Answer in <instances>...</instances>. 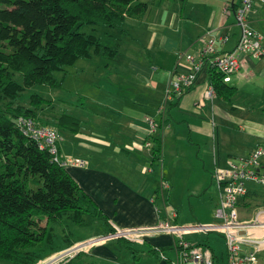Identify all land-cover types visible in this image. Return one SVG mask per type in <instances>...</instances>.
Segmentation results:
<instances>
[{
	"label": "crops",
	"instance_id": "obj_1",
	"mask_svg": "<svg viewBox=\"0 0 264 264\" xmlns=\"http://www.w3.org/2000/svg\"><path fill=\"white\" fill-rule=\"evenodd\" d=\"M171 1L173 0H169L168 18H160L162 8L159 7L154 9L157 11L155 18L146 23L147 29L151 33V48H154L160 41V48L169 52L167 74H159V76L156 73L155 75L149 74V79L153 83L152 89L160 93V99L148 95L138 98L137 102L139 103L135 102L129 106L131 109L136 107L137 112L134 117L123 113L126 107L117 103L112 113L108 111L105 114L107 117L103 121L99 117L108 109V106L99 104L101 107L95 106L92 111V113L94 112L93 116L98 117L99 120L98 118L85 120L79 117L83 123V130L78 134H73L75 135V149L72 152L65 153L59 142L60 155L65 154L87 162V166L83 168L71 166L66 170L108 217L112 228H149L156 226L160 221L169 219V215H164L159 205L161 199L159 187H157L158 180L151 174L155 173V167L160 164V161H163L162 166L166 165L170 148H176L177 152L180 151L178 149L180 143L177 137L178 130L173 125L176 121L175 113L181 117L179 120H182L190 129L188 142L197 146L200 149V154L206 153L205 150L209 147L204 140H212L211 148L216 158L220 159L218 162L215 161V169L222 166L227 168L231 163L248 157L255 149L264 145V116L253 115L256 111L264 112V60H254L248 57L242 59V68L228 83L237 87V93L230 102L218 97L213 101L206 99L205 92L209 82L207 73H202L195 86L182 95L173 97L168 103L172 108L169 111V120L165 115V110L161 111L164 105H161V101L165 92V85L159 87L161 77L166 78L169 75L170 82L173 74L188 73L192 70L190 63L185 59H179V53L192 54L191 52L195 50L200 55L203 45L202 38L205 36L203 34L206 32H210L218 40L219 54L234 52L240 41V35L236 34L235 19L233 22L231 18L232 15L235 16L232 3H237L236 0L232 2L229 0H201L198 6L202 10H206L204 7L207 4L211 9L209 20L202 23L199 18L193 15L194 11L186 13L184 8V13H182V9L173 10L170 8ZM239 4L240 0L237 3V8ZM261 5L264 7V4ZM225 10H228L229 13L225 14ZM254 11L249 16V26L253 22ZM256 32L261 34L259 31ZM224 37H228L226 43L222 41ZM230 44L231 46L228 47ZM118 56L119 54L108 60L107 68L110 67L112 62L109 61L111 60L116 64ZM143 71L149 72L144 67ZM251 85L255 86V92L260 94L254 98L241 96L242 90ZM122 92L129 95L128 90L117 88L115 97L117 102L122 99L125 101L119 95ZM217 100L223 101L226 108L217 103ZM256 100L259 103H256ZM209 104H211L210 109L208 108ZM84 126L87 127L86 130H84ZM229 126L232 135L224 137L223 129L227 130ZM227 139H229L230 145L225 146L223 142ZM158 144L161 148L159 154L161 159L156 162L154 161L156 156L154 152L159 147ZM204 164V169H206V163ZM261 166L264 170V165ZM247 190V195L239 200L242 204L238 202L241 220H250L257 212L255 209L252 211L251 204L248 203V198L255 191L251 193L249 188ZM173 218L178 220V216ZM57 223H64V221ZM87 224L88 221H86ZM105 228L109 232V227ZM174 238L167 234H161L148 239L145 244L136 245H144L155 256L159 255L154 254L153 249L165 250L162 256L166 258L164 257V261L159 264H172L177 255ZM202 244L211 249L216 262L218 257L211 245L203 242L198 246ZM102 245L93 248L92 251ZM132 249L133 247L130 250ZM133 252L136 251L133 250ZM94 254L101 257H112L111 253L100 248L95 250ZM258 258L259 264H264V252L260 253ZM136 262V264H142L138 258Z\"/></svg>",
	"mask_w": 264,
	"mask_h": 264
},
{
	"label": "trees",
	"instance_id": "obj_2",
	"mask_svg": "<svg viewBox=\"0 0 264 264\" xmlns=\"http://www.w3.org/2000/svg\"><path fill=\"white\" fill-rule=\"evenodd\" d=\"M165 1L0 0V261L38 264L47 247L53 248V225L64 216L78 227L86 225L87 217L97 219L114 232L108 217L66 168L25 133L21 119L51 127L42 114L49 102L35 96L32 108H25L18 101L25 88L37 84L62 87L56 73H67L93 51L107 59L119 54L118 46H103L95 35L82 32L83 26L123 29L127 19L142 18L151 6ZM232 9L236 11V2ZM15 73L23 76V85L16 82ZM207 77L218 98L230 102L237 93L216 69L208 68ZM55 129L78 134L83 123L63 113L55 119ZM154 153V161H160V146ZM117 241L128 249L134 244ZM152 252L162 256L165 250Z\"/></svg>",
	"mask_w": 264,
	"mask_h": 264
},
{
	"label": "rangeland",
	"instance_id": "obj_3",
	"mask_svg": "<svg viewBox=\"0 0 264 264\" xmlns=\"http://www.w3.org/2000/svg\"><path fill=\"white\" fill-rule=\"evenodd\" d=\"M200 1L173 0L170 2V8L173 10L182 9V13H184V8L186 9V13L190 11L192 13L194 11L193 15L199 18L202 23L209 20L211 9L209 4H207L204 7L206 10H202L198 6ZM229 1L232 2L233 0ZM236 1L238 3L239 0ZM139 2L146 3L150 2V0H139ZM159 7L162 8L160 18H168L169 1H165L162 6H151L147 14L142 18L127 19L123 29H112L105 25L83 26L81 31L88 35H95L103 46H118L119 56L116 58V64L111 60L109 62L112 63L107 68L108 60L110 59H107L102 54H95L93 51L90 57L80 59L72 66H69L66 69L67 73L60 71L56 73L57 79L63 82L62 87L51 88L43 84H37L25 88L18 103L25 108H32L31 102H33V97L35 96H39L49 102L44 105L42 114L44 113V119L50 122L52 128H55V119L63 113L85 120L98 118L93 116L94 112L92 113V111H94L95 106L99 107V104L101 106H108V109L99 117L101 121L107 117L105 114L108 111L112 113L117 103L118 105L126 107L123 113L134 117L137 112L136 107L131 109L129 107L130 105L135 104L141 97L146 95L154 97L155 99L157 97L160 99L161 97L160 93L152 89L153 83L149 79V74L155 75L156 73L159 76V74H167L169 70V52H165L163 48H160V41L156 43L154 48H151V33L147 29L148 26L146 24L155 18L157 13L155 10ZM254 8L255 11L253 10L254 13L252 14L253 22H251L250 28L259 31L264 37V7L260 3L255 2ZM231 18L233 22L235 19L236 24L235 16L232 15ZM207 33L203 34V36ZM236 34H241V29L238 26ZM194 51L191 53L198 58L199 54ZM143 67L145 70L148 69L149 72H144ZM15 80L17 83L23 85V76L20 73H15ZM169 84V75L166 78L162 76L159 81V87L161 88L165 85V92L163 99L161 98V105L165 104L167 100L165 96H167V92L169 91ZM117 88H124L129 91V95L124 92L119 94L124 98L126 103L123 99L118 102L115 100ZM254 88L255 86L253 85L247 88L245 87L242 90L241 96L257 97L260 93L255 92ZM217 103L222 104L223 107L226 105L220 100H217ZM256 103H259V101L256 100ZM210 105L208 107L209 109L211 107ZM171 109L169 104L164 107L168 120L170 119L169 111ZM260 111H256L253 115L264 116V112L262 113ZM179 119L181 117L175 113L176 121L173 125L178 130L177 137L180 142L178 149L180 151L177 152L176 148H170V151L168 150L169 159L166 160V165L163 164L162 166L163 161H160V164L155 167V173L151 174L158 180L157 187H159L161 199L159 205L164 215L168 214L169 219L175 226L195 227L217 224L215 212L220 203V190L215 178V161L218 162L220 159L218 160L216 158L211 148L213 145L211 139L210 141L208 139L204 140L208 143L209 147L206 150L204 149L207 151L206 153L202 152L200 154V149L188 142L190 129ZM229 128L230 126L227 130L223 129L224 137L232 135ZM86 129L87 127L84 126V130ZM58 132L63 151L65 153L72 152L75 149V135L64 131ZM223 145H230L229 139L224 141ZM60 159L62 161L69 159L81 160L66 156L65 154L60 155ZM204 163H206V169H204ZM259 163L264 165V157L260 159ZM262 174L264 175V170ZM247 188L251 190V193L255 191L248 198V203L251 204L252 211L254 209L256 211L264 209V184L249 182ZM240 204L242 203L240 202ZM173 214H176V217L178 216V220L172 217ZM87 221V225L78 227L72 224L67 216H64V223H55L53 225V248L47 247L45 256L41 261H45L48 257L67 249L75 244V241L83 242L88 239H95L110 234L107 232L104 223L90 217H87ZM173 237H175V240L177 239V236L174 235ZM184 238L187 241L190 240L195 245L203 242L209 243L218 257L215 264H228L227 242L221 231H189L184 235ZM254 240L262 241L263 236H256ZM132 246L133 249L130 250L117 240H112L95 249L96 251L99 248L107 250V252L112 254L111 258L95 255L94 250L91 254L80 255L79 258L72 260L70 264H136L137 258L142 264H159L164 261L165 256L152 255L144 245L133 244ZM133 250L136 251V254ZM0 264L13 263L0 261Z\"/></svg>",
	"mask_w": 264,
	"mask_h": 264
},
{
	"label": "built area",
	"instance_id": "obj_4",
	"mask_svg": "<svg viewBox=\"0 0 264 264\" xmlns=\"http://www.w3.org/2000/svg\"><path fill=\"white\" fill-rule=\"evenodd\" d=\"M255 2L264 4V0H242L235 11L236 26L240 27V41L234 52L219 54L218 40L208 32L202 38L200 55L196 58L189 53H179L180 60L185 59L192 65L188 73H175L171 76L166 102L161 111L173 97L182 95L196 85L199 75L207 73L208 68H214L224 75V81L229 83L243 66L242 59L248 57L254 60H264L263 36L249 26V16L254 10ZM229 13L225 10V14ZM223 43L228 37L223 38ZM206 99L213 101L217 98L215 88L209 84L205 92ZM25 133L39 142L41 149L49 150L54 161L68 166L83 168L87 166L84 160L60 159V135L57 129L49 126H36L31 120L21 119ZM264 157V145L246 158L233 162L226 169L217 168L215 178L220 190V203L216 208L217 224L195 227H180L172 224L170 219L160 221L149 228L121 229L114 227V232L95 239L78 242L67 249L48 257L39 264H69L82 254H89L93 248L106 242L125 239L134 244L145 242L157 235L167 234L177 236L175 248L177 255L172 264H215L211 249L193 245L184 238L189 231H221L227 242L228 264H259L258 255L264 251V209L258 210L250 220H241L238 202L247 195L249 182L264 184L262 166L259 163ZM173 217L176 214L172 215ZM256 236H263L262 241L254 240ZM164 257V256H163ZM165 259V258H164Z\"/></svg>",
	"mask_w": 264,
	"mask_h": 264
}]
</instances>
